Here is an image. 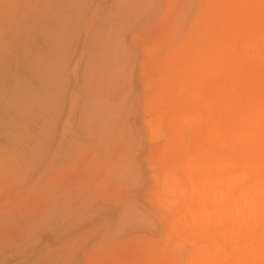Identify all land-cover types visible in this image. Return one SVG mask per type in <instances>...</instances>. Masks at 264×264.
Instances as JSON below:
<instances>
[{
    "label": "rangeland",
    "instance_id": "1",
    "mask_svg": "<svg viewBox=\"0 0 264 264\" xmlns=\"http://www.w3.org/2000/svg\"><path fill=\"white\" fill-rule=\"evenodd\" d=\"M230 2L228 20L261 14L262 28L239 41L210 0H0V264L233 259L242 242L180 229L167 240L186 176H225L216 167L231 149L213 140L226 125L211 130L210 117L232 75L209 95L192 76L218 43L264 66V0ZM231 99L246 117V95Z\"/></svg>",
    "mask_w": 264,
    "mask_h": 264
},
{
    "label": "bare ground",
    "instance_id": "2",
    "mask_svg": "<svg viewBox=\"0 0 264 264\" xmlns=\"http://www.w3.org/2000/svg\"><path fill=\"white\" fill-rule=\"evenodd\" d=\"M210 5L219 27L226 34L235 35L239 41L242 40L243 31L256 32L262 28L261 14L257 23H249L248 26L237 18L228 20L232 5L230 0H210ZM253 13L259 14L256 9ZM73 25L76 28V25ZM67 27L68 25L63 26L56 40L59 51L62 52L65 49L64 42L67 37L64 35ZM67 39L70 40L69 37ZM203 59L201 71L192 76H199L202 81L201 90L207 95L213 91L222 94V80L225 75L231 74L236 87L230 91H241L246 95L248 115H239V105L235 107L229 91L225 95L222 94L213 106V115L210 117L211 130L226 125L225 130L217 132L213 140L218 139L224 147L231 148L230 153L226 154L227 165L216 167L225 176H211L204 185L192 181L190 174L186 176V187L190 188V191H183L181 205L175 212H171L167 219V240L172 239V234L177 229H180L182 235H195L200 239L210 240L219 236L230 243L234 242L233 240L242 242L240 248L235 244L233 259L228 263L216 260L215 256L207 253L202 264H264V224L258 226V223L264 222V66H247L253 63L255 56L240 58L235 50L229 49L224 43L216 44L214 54L211 57L204 56ZM60 108L61 102L58 103L53 118L57 114L59 116ZM237 125H242L245 130L237 131ZM227 133L229 135L225 136ZM210 149L208 155L222 152L217 147L211 146ZM239 156H243L245 161L252 160L253 157L259 159L253 163L239 165ZM237 167L242 170L239 174H235ZM247 167L250 173L255 175V179L247 175ZM217 250H220L217 246L212 247V252Z\"/></svg>",
    "mask_w": 264,
    "mask_h": 264
}]
</instances>
